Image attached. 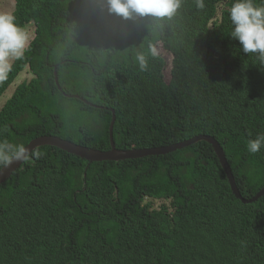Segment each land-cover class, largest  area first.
<instances>
[{
	"label": "trees",
	"instance_id": "1",
	"mask_svg": "<svg viewBox=\"0 0 264 264\" xmlns=\"http://www.w3.org/2000/svg\"><path fill=\"white\" fill-rule=\"evenodd\" d=\"M233 2L182 0L171 18L119 21L103 12L107 0H17L16 24L33 20L38 34L0 79V95L28 65L35 77L0 110V142L57 135L108 147L117 106L120 148L212 135L253 197L264 186V148L247 146L264 134V62L231 37ZM92 26L115 39L116 61L84 39ZM56 64L63 89L95 106L60 92ZM91 120L95 133L85 131ZM219 161L205 140L101 162L41 146L0 185V264H264V195L236 197ZM152 198L164 201L159 209Z\"/></svg>",
	"mask_w": 264,
	"mask_h": 264
},
{
	"label": "clouds",
	"instance_id": "2",
	"mask_svg": "<svg viewBox=\"0 0 264 264\" xmlns=\"http://www.w3.org/2000/svg\"><path fill=\"white\" fill-rule=\"evenodd\" d=\"M107 3H108L109 7H107L104 4L100 5L103 9V12H106L109 16H111L113 13H115L118 15V20L121 21L119 16H122L124 18H129V17H132L133 15H139V16H149L150 15V16L157 17V18H165V17L171 18L177 12V10L181 7L182 0H107ZM196 5L198 8H203L205 6L204 0H196ZM16 10H18L17 0H16V2H15V0H13V9L8 14L7 13L6 14H0V79H3L6 77V74L8 71H10L11 65L13 64L15 59L21 58L23 56L24 52L32 47V45H33L32 42L34 41V39L36 38V36L38 34L37 25L33 20L28 21L25 25L21 24V26L16 24L17 23V17L15 15ZM228 11H229V20H227V21L230 23V26H231V30H232L231 31V37L234 39H237L240 42V45L242 46V50L245 54H257L259 56V59L262 62H264V0H234V2L232 3V5ZM151 21L155 22L153 19ZM163 22H166V21L164 20ZM163 24H166V23H163ZM211 24H212V22H211ZM29 25L34 27V36L32 37L31 41H30L29 34L26 32V31H29V28H28ZM153 25H155V24H153ZM29 41H30V43H29ZM113 46H116V42H115L114 38L109 39L108 42L104 45H98V48H102L104 50V52H106L107 61H116L115 48ZM163 46L164 45L160 44L158 47H155V53L157 55L163 57L165 60H166V58L168 59L169 64L167 62V68L169 65L170 72H171V66H170L171 65V59H170V56L168 55L169 53L163 48ZM10 59H14L11 64L9 63ZM137 60L139 61V66H140L141 70H143L147 67L146 57L142 53L137 54ZM26 69L29 70V65L24 70H26ZM58 69H59L58 64H56L55 65V79H56V85H57L58 89L60 90V92H62V94L66 97L78 98V99H81L84 102H86L92 106H95V104L91 103L90 101H88L87 99H85L84 97H82L79 94H72V93L66 92L63 89L62 85L60 84ZM24 70H22L18 74V76H20V74ZM30 73L32 74V78H30L29 80H23L21 83L19 82L18 85H16V80H17L16 78L18 77L17 76L10 83V85L5 89V91L0 95V98H1L4 95V93L8 90V88L13 83H15V89H14L12 95L4 101V103L0 106V110L3 109V107L5 106L7 101L13 96L14 92L16 91L17 87L20 84H22L24 82H30L35 77L32 72H30ZM169 78H171V76ZM165 80H167L166 77H165ZM167 81H169V80H167ZM97 107L102 108L103 106H97ZM109 109L112 111V118L108 121V124H107V132H108V138H109L108 147H100V146L88 145V144H83V143L78 144V143L74 142L73 140H69V139H67V140L74 142L75 144L79 145L83 150H87V151L91 152V154L92 153H104V154H108L111 156L112 151H128V150H132V149H143V148H137V147L120 148L122 146L119 145L117 134H116V128H117V124L119 121L118 108L116 106V107H110ZM97 129L98 128L93 124V122L91 120L88 127L85 129V131L90 132V133H95ZM198 135H200V134H198ZM206 135H208V134H206ZM42 136H49V135H41L38 137H42ZM54 136H57V135H54ZM38 137H36V138H38ZM36 138H34V139H36ZM34 139H32V140H34ZM63 139H66V138H63ZM185 140H187V139H185ZM185 140H182V141H185ZM182 141H180V142H182ZM177 143H179V142H177ZM173 144H176V143H173ZM45 145H50V144H43V145L38 146L37 148H39L41 146H45ZM50 146H53V145H50ZM165 146H167V145H165ZM25 147L21 144L10 145L7 142H0V166H2V168L4 166H7L8 164L11 163L12 159H25V160H27V158L30 156V154H32L33 151H35L37 149V148H35L32 152L29 153ZM55 147H57V146H55ZM157 147H160V146H157ZM186 147H188V146H186ZM247 147L251 153H257L258 151L261 150V148H264V134H259L256 136L255 139L250 140ZM183 148H185V147H183ZM180 149H182V148H180ZM71 154L76 155L75 153H71ZM34 155L38 157L40 155V153L36 152V153H34ZM161 155H163V154H161ZM76 156H78V155H76ZM79 157H81V156H79ZM81 158L86 159L90 162H94V161H99V162H101V161H121V160H126V159H135L133 157L120 159V160H113V159L107 158V159L91 161L90 159H88L86 157H81ZM227 161H228V158H227ZM23 162H22V164H23ZM219 162L221 163V166H222V168L226 174V179L229 180V183L231 185V181H230V178L228 176L226 169L224 168L222 162L221 161H219ZM22 164H21V166H22ZM228 164L230 167L229 169L231 170V173L233 174L235 181L237 183L236 176L234 174L233 168H232L229 161H228ZM2 184H0V185H2ZM237 185H238V183H237ZM231 188H232V185H231ZM238 188H239V186H238ZM263 188H264V186L261 188V190L256 195H254L251 198H247L246 196H244L242 194L240 188H239V190L245 199L251 200V201H248L245 203H252V202L257 201L258 198H261L264 195V193L259 194L263 190ZM84 189H85V187H84ZM235 196H236V194H235ZM256 196H257V199L254 200V198ZM239 199H241V198H239ZM149 201H152V202L162 201V202H164L163 200L154 199V198L149 199ZM154 206H155V204H154ZM156 208L159 209L160 207H156Z\"/></svg>",
	"mask_w": 264,
	"mask_h": 264
},
{
	"label": "water",
	"instance_id": "3",
	"mask_svg": "<svg viewBox=\"0 0 264 264\" xmlns=\"http://www.w3.org/2000/svg\"><path fill=\"white\" fill-rule=\"evenodd\" d=\"M202 140L208 141L210 144L213 145L215 152L217 153L220 161L222 162L224 168L226 169L228 173V176L231 181L232 189L234 193L236 194V196L241 198L244 202L251 201V200L245 199L240 193V190L235 181V178L233 174L231 173V170L229 169L230 167L227 161L224 148L222 147L221 143L212 135L200 134L190 139H187L185 141H182L176 144H170L167 146L145 147L143 149H132L128 151H112L111 156L108 154H104V153H92L91 154V152L87 150H83L79 145L75 144L74 142L69 141L67 139H63L59 136H54V135L38 137L32 140L25 148L30 153L40 145L50 144L53 146H57L63 150H66L70 153H75L78 156L86 157L90 159L91 161L107 159V158H110L113 160H120V159H125V158H130V157L142 158V157L151 156V155L167 154L169 152L192 145ZM24 160L25 159H12L10 164H8L7 166H4L0 170V184L7 181V179L13 174V172L21 166ZM262 193H264V188L259 194H262ZM255 199H257V196L254 198V200Z\"/></svg>",
	"mask_w": 264,
	"mask_h": 264
},
{
	"label": "rangeland",
	"instance_id": "4",
	"mask_svg": "<svg viewBox=\"0 0 264 264\" xmlns=\"http://www.w3.org/2000/svg\"><path fill=\"white\" fill-rule=\"evenodd\" d=\"M12 9H13V0H0V14H6V13L8 14ZM28 28L29 31L26 32L29 34L31 41L32 37L34 36V27L29 25ZM86 30L87 33L84 39H89L90 41L94 42L96 45H104L108 42L109 39L113 38L111 34H107L105 32L97 30L95 26H92L91 28L87 27ZM13 60L14 59H10L9 63L11 64ZM165 73H166V79L169 80V77L171 76L169 65ZM30 78H32V74L29 72V70L26 69L20 74V76L16 78L17 79L16 85H18L19 82L21 83L23 80H29ZM14 89H15V83H13L4 93V95L0 98V106L4 103L6 99H8V97L12 95ZM251 172L255 173V170L253 169ZM147 201H149V199H147ZM162 203H163L162 201H154L155 207H160Z\"/></svg>",
	"mask_w": 264,
	"mask_h": 264
}]
</instances>
